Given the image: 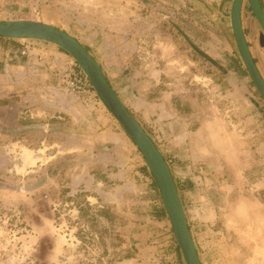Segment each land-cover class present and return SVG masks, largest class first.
Masks as SVG:
<instances>
[{"label":"rangeland","instance_id":"374dc122","mask_svg":"<svg viewBox=\"0 0 264 264\" xmlns=\"http://www.w3.org/2000/svg\"><path fill=\"white\" fill-rule=\"evenodd\" d=\"M230 5L0 0V19L39 18L100 63L165 155L202 264H264V102L243 70ZM248 7L243 32L264 78ZM7 41L28 54L10 47L0 68V264H185L136 145L98 94L85 107L63 91L77 61L47 41ZM202 120L208 139L197 140Z\"/></svg>","mask_w":264,"mask_h":264},{"label":"water","instance_id":"95a60500","mask_svg":"<svg viewBox=\"0 0 264 264\" xmlns=\"http://www.w3.org/2000/svg\"><path fill=\"white\" fill-rule=\"evenodd\" d=\"M244 0H231L230 24L243 65L264 102V78L250 51L243 32L241 7ZM261 28L260 45H264V8L260 0H246ZM0 36L17 40H42L55 44L70 54L89 78L107 109L138 148L160 193L161 203L170 221L178 249L185 264H202L181 204L176 183L168 163L140 122L128 110L111 87L98 61L74 36L48 22L32 18L0 19Z\"/></svg>","mask_w":264,"mask_h":264},{"label":"built area","instance_id":"2783aa9c","mask_svg":"<svg viewBox=\"0 0 264 264\" xmlns=\"http://www.w3.org/2000/svg\"><path fill=\"white\" fill-rule=\"evenodd\" d=\"M20 54H28L27 46H23ZM63 91L75 97L85 107H93L96 103L97 93L92 87L89 78L75 61L69 63L62 75Z\"/></svg>","mask_w":264,"mask_h":264},{"label":"crops","instance_id":"0c3cea01","mask_svg":"<svg viewBox=\"0 0 264 264\" xmlns=\"http://www.w3.org/2000/svg\"><path fill=\"white\" fill-rule=\"evenodd\" d=\"M261 1L263 3V8H264V0H261ZM7 40H8V38L0 36V66H1L0 68L1 69L4 68L5 65H7L8 58L6 56L8 55V50L10 49V47H12V49H13V47H15V46L17 47L18 44H20V42H18V41H7ZM9 45H11V46H9ZM13 51H15L17 53V51L20 52V49L15 48V50L13 49ZM99 65H100V63H99ZM16 68L22 69L21 66H18ZM208 122L209 121H205V120L199 121L198 124L196 125V127L194 129L190 130L193 138H196L197 140L208 139V131L206 128V124ZM163 156L165 157L164 154H163ZM119 263L120 264H138L137 260L134 258L124 259V260L120 261Z\"/></svg>","mask_w":264,"mask_h":264},{"label":"trees","instance_id":"16d2710c","mask_svg":"<svg viewBox=\"0 0 264 264\" xmlns=\"http://www.w3.org/2000/svg\"><path fill=\"white\" fill-rule=\"evenodd\" d=\"M260 3H261V5H262V7H263V3H262V1L260 0ZM249 8V7H248ZM244 70V72H246V74H248L247 73V71H246V69L244 68L243 69ZM252 82V81H251ZM252 85L254 86V84H253V82H252ZM260 97V96H259ZM261 98V97H260ZM263 108H264V105H263ZM150 175H151V173H150ZM151 177H152V175H151ZM152 179H153V177H152ZM153 184H154V187L157 189V186H156V184H155V181L153 180ZM178 190V189H177ZM101 214H105V212L103 211V210H101V211H99ZM157 216L158 217H162V216H167V214H166V211H165V209H164V207H163V205H162V203L160 204V206H159V208H158V210H157ZM177 248H178V246H176ZM124 259H129V258H132V256H125V257H123ZM121 260V259H120Z\"/></svg>","mask_w":264,"mask_h":264},{"label":"flooded vegetation","instance_id":"af4514ba","mask_svg":"<svg viewBox=\"0 0 264 264\" xmlns=\"http://www.w3.org/2000/svg\"><path fill=\"white\" fill-rule=\"evenodd\" d=\"M90 53V52H89ZM105 74V73H104ZM106 76V75H105ZM107 78V77H106ZM108 80V79H107ZM109 82V81H108ZM111 85V84H110ZM112 87V86H111ZM113 88V87H112Z\"/></svg>","mask_w":264,"mask_h":264}]
</instances>
